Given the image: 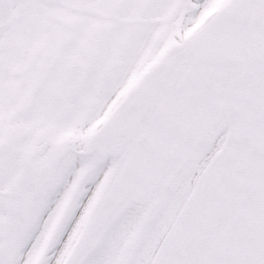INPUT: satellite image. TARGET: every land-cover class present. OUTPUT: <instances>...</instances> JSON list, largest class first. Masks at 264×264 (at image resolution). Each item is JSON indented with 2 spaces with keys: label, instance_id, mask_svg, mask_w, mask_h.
I'll use <instances>...</instances> for the list:
<instances>
[{
  "label": "snow or ice",
  "instance_id": "obj_1",
  "mask_svg": "<svg viewBox=\"0 0 264 264\" xmlns=\"http://www.w3.org/2000/svg\"><path fill=\"white\" fill-rule=\"evenodd\" d=\"M0 264H264V0H0Z\"/></svg>",
  "mask_w": 264,
  "mask_h": 264
}]
</instances>
